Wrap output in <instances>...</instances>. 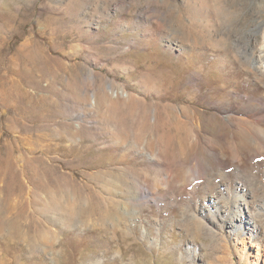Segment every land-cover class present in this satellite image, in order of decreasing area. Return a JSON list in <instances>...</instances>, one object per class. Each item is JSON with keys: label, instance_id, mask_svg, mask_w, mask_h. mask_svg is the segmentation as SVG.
Wrapping results in <instances>:
<instances>
[{"label": "rangeland", "instance_id": "374dc122", "mask_svg": "<svg viewBox=\"0 0 264 264\" xmlns=\"http://www.w3.org/2000/svg\"><path fill=\"white\" fill-rule=\"evenodd\" d=\"M256 62L264 0H0V264H264Z\"/></svg>", "mask_w": 264, "mask_h": 264}, {"label": "bare ground", "instance_id": "6f19581e", "mask_svg": "<svg viewBox=\"0 0 264 264\" xmlns=\"http://www.w3.org/2000/svg\"><path fill=\"white\" fill-rule=\"evenodd\" d=\"M254 65H255V67H260V66H263L264 65V63L262 64H260V65H257V62L256 63H254ZM198 175H199V173H198Z\"/></svg>", "mask_w": 264, "mask_h": 264}]
</instances>
